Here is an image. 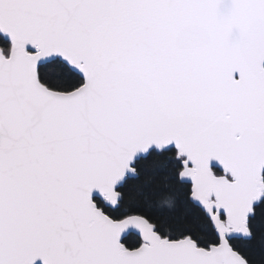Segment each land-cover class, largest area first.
<instances>
[{"label":"snow or ice","instance_id":"1","mask_svg":"<svg viewBox=\"0 0 264 264\" xmlns=\"http://www.w3.org/2000/svg\"><path fill=\"white\" fill-rule=\"evenodd\" d=\"M0 264H264V0H0Z\"/></svg>","mask_w":264,"mask_h":264}]
</instances>
